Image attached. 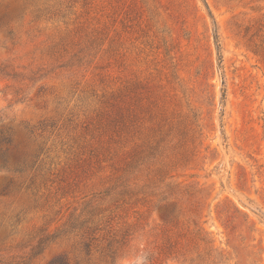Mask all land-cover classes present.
Instances as JSON below:
<instances>
[{
  "label": "rangeland",
  "instance_id": "rangeland-1",
  "mask_svg": "<svg viewBox=\"0 0 264 264\" xmlns=\"http://www.w3.org/2000/svg\"><path fill=\"white\" fill-rule=\"evenodd\" d=\"M0 132V264H264V0H0Z\"/></svg>",
  "mask_w": 264,
  "mask_h": 264
},
{
  "label": "trees",
  "instance_id": "trees-1",
  "mask_svg": "<svg viewBox=\"0 0 264 264\" xmlns=\"http://www.w3.org/2000/svg\"><path fill=\"white\" fill-rule=\"evenodd\" d=\"M10 143V140L8 138H5L3 133L0 132V146L2 143ZM0 152H1V148H0ZM111 248V245H108ZM108 249V251H110V255H108L109 258H112L111 255H114L115 252H111V249ZM49 264H66L64 261L62 260H52Z\"/></svg>",
  "mask_w": 264,
  "mask_h": 264
}]
</instances>
